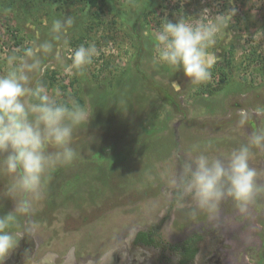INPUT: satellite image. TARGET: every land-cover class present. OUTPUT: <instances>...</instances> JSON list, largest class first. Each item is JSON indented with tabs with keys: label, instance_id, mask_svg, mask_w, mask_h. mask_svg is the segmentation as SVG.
I'll list each match as a JSON object with an SVG mask.
<instances>
[{
	"label": "rangeland",
	"instance_id": "rangeland-1",
	"mask_svg": "<svg viewBox=\"0 0 264 264\" xmlns=\"http://www.w3.org/2000/svg\"><path fill=\"white\" fill-rule=\"evenodd\" d=\"M204 8L236 13L209 49L218 57L210 79L197 85L159 61L153 34L165 19L195 22ZM68 18L55 39L53 22ZM46 42L32 86L84 107L89 120L74 129L72 162L46 170L42 199L11 222L23 238L6 264H164L161 248L132 243L150 227L170 243L199 236L192 264H264V192L245 213L230 197L208 213L169 183L199 152L226 157L264 128V116L241 128L237 115L264 107V0H0V75L8 56ZM92 44V62L66 73L69 51ZM249 165L264 185V148L251 147ZM9 182L0 174V217L14 209Z\"/></svg>",
	"mask_w": 264,
	"mask_h": 264
},
{
	"label": "clouds",
	"instance_id": "clouds-1",
	"mask_svg": "<svg viewBox=\"0 0 264 264\" xmlns=\"http://www.w3.org/2000/svg\"><path fill=\"white\" fill-rule=\"evenodd\" d=\"M235 13L232 8L213 15L211 9L204 8L195 22L165 19L161 29L153 34L159 61L182 69L193 84L208 81L218 60L209 49L215 46L218 34L228 27ZM72 23L71 18L54 21L51 31L57 34L55 39L59 40V34L65 33ZM51 50L52 45L46 42L26 48L22 56L10 55L7 62L11 70L0 75V174L10 177L5 194L14 201L13 211L0 217V264H6L23 238L9 231L11 222L17 215L30 214L33 203L42 199L46 170L72 162L76 155L72 147L74 129L89 120L84 107L58 103L44 87L32 86L30 74L45 71L39 54ZM94 55V44L70 50L71 64L64 71L69 75L74 69L81 71ZM253 114L264 116V107H256L254 113L240 109L238 126L243 128ZM251 147L264 148V128L253 131L247 144L226 157H209L199 152L185 161L180 175L172 176L169 183L190 197L200 210L215 213L220 202L230 197L245 213L256 194L264 192V185L257 183L256 169L249 165ZM192 151H198L197 146Z\"/></svg>",
	"mask_w": 264,
	"mask_h": 264
},
{
	"label": "trees",
	"instance_id": "trees-1",
	"mask_svg": "<svg viewBox=\"0 0 264 264\" xmlns=\"http://www.w3.org/2000/svg\"><path fill=\"white\" fill-rule=\"evenodd\" d=\"M158 235V237H157ZM156 236V237H154ZM193 236H190L183 241L177 243H170L167 241V245L171 251H182V257L179 261L180 264H186L188 260L193 257L196 252V245ZM161 239L159 238V234H157L156 229L154 227H150L149 229L139 230L136 232L133 243H141L144 245H161Z\"/></svg>",
	"mask_w": 264,
	"mask_h": 264
},
{
	"label": "flooded vegetation",
	"instance_id": "flooded-vegetation-1",
	"mask_svg": "<svg viewBox=\"0 0 264 264\" xmlns=\"http://www.w3.org/2000/svg\"><path fill=\"white\" fill-rule=\"evenodd\" d=\"M139 230H143V229H139ZM139 230H137V231H139ZM136 231V232H137ZM136 232L134 233V235H133V238H132V243H133V240H134V237H135V234H136ZM191 236H193L194 237V239L195 240H192V241H195V245H196V252H195V254L193 255V257H191L189 260H188V262L186 263V264H192L193 263V261L195 260V258L197 257V255H198V252H199V243H200V241H201V238L199 237V236H197L196 234H193V235H191ZM154 237H156V236H154ZM188 237H190V236H188ZM188 237H186V238H188ZM186 238H184V239H186ZM183 239V240H184ZM183 240H181V241H183ZM161 245H144V244H141V243H133L134 245H137V246H139V247H149V248H153V249H160V252H161V258H160V262L162 261V260H164L163 262H164V264H180L179 263V261H180V259L181 258H183L182 257V251L180 252V251H171L170 249H169V247H168V245H167V242H164L163 240L161 241ZM166 250H169V251H171V252H173V255H174V257L173 258H175V262L174 263H169L170 261L168 260V258H167V256L164 254V252L166 251ZM44 259H49L50 261H48V260H44ZM109 260H111V258H109ZM12 262H14V260L12 261ZM68 264H73V263H71L70 261H68L67 262ZM110 263V262H109ZM24 264H25V262H24ZM32 264H54L53 263V261L51 260V258H38V259H36V260H34L33 261V263Z\"/></svg>",
	"mask_w": 264,
	"mask_h": 264
},
{
	"label": "bare ground",
	"instance_id": "bare-ground-1",
	"mask_svg": "<svg viewBox=\"0 0 264 264\" xmlns=\"http://www.w3.org/2000/svg\"><path fill=\"white\" fill-rule=\"evenodd\" d=\"M68 264V263H67Z\"/></svg>",
	"mask_w": 264,
	"mask_h": 264
}]
</instances>
